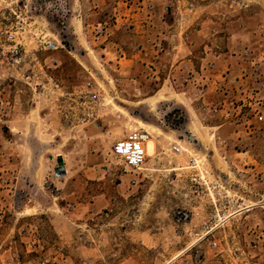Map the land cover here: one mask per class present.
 <instances>
[{
	"label": "rangeland",
	"instance_id": "rangeland-1",
	"mask_svg": "<svg viewBox=\"0 0 264 264\" xmlns=\"http://www.w3.org/2000/svg\"><path fill=\"white\" fill-rule=\"evenodd\" d=\"M117 1H56L73 14L69 41L66 49L38 55L47 75L36 84L27 81L40 71L30 51L40 34L60 40L57 21L46 15L27 21L29 52L20 63L0 50V144L13 145L0 159V264H264V110L258 106L264 105V0H169L170 14L189 15L188 37L180 41L192 53L176 50L169 76L166 56L155 76L141 55L129 62L128 54L101 51L109 39L96 37L95 29L115 23L126 6ZM30 2L0 0V46L6 26ZM207 47L233 51L239 65L245 63L242 75L250 81L240 90L247 92L238 100L233 88L227 109L204 103L205 97L216 101V93L200 99L194 88L183 87L187 74L204 78L199 63ZM184 59L191 62L178 68ZM121 67L132 69L128 77L137 84H120ZM91 82L102 102L88 108ZM190 121L200 143L190 140ZM134 132L150 136L149 160L144 182L131 187L112 147ZM176 146L188 152L175 154ZM60 159L65 177L57 175ZM192 159L200 183L192 181ZM224 197L229 219L214 229V207ZM214 241L222 254L212 249Z\"/></svg>",
	"mask_w": 264,
	"mask_h": 264
},
{
	"label": "crops",
	"instance_id": "crops-1",
	"mask_svg": "<svg viewBox=\"0 0 264 264\" xmlns=\"http://www.w3.org/2000/svg\"><path fill=\"white\" fill-rule=\"evenodd\" d=\"M120 3L126 6L119 12L115 23L109 29V40L103 43L104 47L101 48V51H115L116 53L120 49L123 54H128L131 57L128 60L129 62L139 58L141 55L140 58H145L148 62L143 67L152 71L155 76L164 70L162 64H159L163 55L168 60V63L165 64L167 76L175 73L176 70L173 71L175 65L172 63V61L175 62V57L178 55L175 51L182 52L187 57L192 54L190 47L186 46L185 48L180 41V39L185 41V37L186 39L188 37L190 26H187V22L189 15L188 17L184 15L180 18L170 14L169 6L171 3L169 0H118L117 5L120 6ZM70 22H72V19ZM216 31V29H213L212 32L216 33ZM232 52L225 53L224 51H217L214 48L207 47L202 58H200L201 62L199 65L203 67V76L209 82L206 93L207 95L210 92L216 93L217 97H219L216 101H214L216 96L213 98L207 97L209 100L205 97L204 103L209 104L212 102L214 106H223L224 109H227L230 105V100L234 99L232 95L233 88L238 92L240 91L235 97L238 100L242 92H247V89L240 90L245 88L250 81L246 75H242L241 68L245 67V63L242 62L239 65V56L236 57ZM152 54H155L153 58L150 57ZM142 55L146 57H142ZM122 62L123 58H121L119 63L122 64ZM189 62H191L189 59H184L178 68L187 67ZM150 64L154 67H151ZM112 67H117L116 63L112 64ZM131 70L129 67H121L119 70L123 76L119 79V82L124 87L131 88L133 84H137V79L130 80L128 77ZM223 88L230 89V92L225 93ZM139 89L142 90L141 88ZM130 92H132L131 89ZM121 95L124 99L128 98L126 94ZM221 96L224 98H221ZM146 105L150 106V103ZM215 109L217 108L215 107ZM236 110L238 111V108ZM218 112L225 113L226 110H219ZM189 124L190 122L188 127ZM12 146L8 141L3 140L1 142L0 159H5L10 154L9 151L13 148ZM243 211L245 209L237 213L239 217L242 216ZM253 211L251 210L249 213Z\"/></svg>",
	"mask_w": 264,
	"mask_h": 264
},
{
	"label": "built area",
	"instance_id": "built-area-1",
	"mask_svg": "<svg viewBox=\"0 0 264 264\" xmlns=\"http://www.w3.org/2000/svg\"><path fill=\"white\" fill-rule=\"evenodd\" d=\"M47 1L48 0H31L29 4H25L23 7H21L20 14H15V23H13L11 26H6V30L3 32L4 43L0 46L1 53L15 63H20L22 61L23 55H26V53L29 52L25 46L24 40L27 34V21L35 17L42 18L44 17L43 15H46L47 18L50 17L57 21L56 25L58 28V35L60 36L59 41H51L49 39L47 40V37H44L43 34H40L35 39V48L30 52L33 55L32 62H34L36 66L40 67V71H32L31 74L28 75L27 81L29 85L34 83L36 84L40 75L44 73L47 75L45 67H43V64H41L38 55L41 53L56 52L60 47L66 49L65 42L69 41V38L65 39V37L69 34L70 21L73 16V14H71V9L68 7V5H65L64 7L58 5L56 2L58 0H56L55 3H48ZM108 31L109 29L106 27V25L99 24L95 29V35L98 38H108ZM118 53L123 54L122 50L120 49H118ZM51 64L52 67H57L56 61H52ZM196 80L197 78H193V76L190 74L185 75L183 79V87L184 89L185 87L194 88L197 97L202 99L206 96L209 82L205 77L200 79V81ZM95 84L91 82L86 85L88 101L85 103V106L88 108L92 107V105H100L102 102L101 93L94 90ZM259 86L264 90V82H261ZM231 102L233 103V99ZM258 106L261 110H264V105L259 103ZM260 114L259 120L263 121L264 116L262 111H260ZM87 116L91 118L93 114L88 113ZM147 140L148 136L146 133L134 132L131 135L118 140L112 147V155L121 162L119 171L122 172L123 175L130 177L131 187H136L145 180L144 177L141 178V175L147 171L146 165L149 160L147 154ZM173 152L175 154H181L183 151L181 147L176 146L173 148ZM198 168L197 161L192 159L188 169L194 172L192 181L195 183H200L202 181V178L196 173L200 172ZM112 171L113 169L111 167L107 168L108 174H111ZM225 199L227 200L228 197H224L222 202H219L218 205L215 204L211 220L213 222L210 223V225H213L214 229L223 228L229 219L227 213L230 209L228 207L230 201L224 202ZM205 227H208V223H206ZM210 233L211 232H206L204 237H207ZM211 247L214 251L219 252V254L224 252V250L219 247V243L216 241L211 243Z\"/></svg>",
	"mask_w": 264,
	"mask_h": 264
},
{
	"label": "bare ground",
	"instance_id": "bare-ground-1",
	"mask_svg": "<svg viewBox=\"0 0 264 264\" xmlns=\"http://www.w3.org/2000/svg\"><path fill=\"white\" fill-rule=\"evenodd\" d=\"M111 103V102H110ZM112 104H113V102H112ZM114 106V105H113ZM115 107V106H114ZM119 111L120 112H122V113H126L122 108H120L119 109ZM136 122V121H135ZM138 123V122H137ZM139 123H140V126L142 127V128H145L146 130H148V131H152V132H154L155 130H157V128H155L154 126H152V125H150V124H146V123H144V122H142V121H139ZM188 130L190 131L189 133L191 134V133H193V137H195L198 141H199V143H200V140H199V138L196 136V134H194V132L191 130V121H190V124H189V127H188ZM195 135V136H194ZM148 136V141H149V139H150V136L149 135H147ZM184 142V141H183ZM148 145V144H147ZM149 149L152 151V152H154L155 151V147H154V143H153V141H150L149 142ZM183 151L185 152V151H187L186 149H183ZM188 152V151H187ZM253 208V206H249L248 207V210H250V209H252ZM186 252V251H185ZM179 257V256H178ZM177 259V258H176ZM174 260V259H173Z\"/></svg>",
	"mask_w": 264,
	"mask_h": 264
},
{
	"label": "water",
	"instance_id": "water-1",
	"mask_svg": "<svg viewBox=\"0 0 264 264\" xmlns=\"http://www.w3.org/2000/svg\"><path fill=\"white\" fill-rule=\"evenodd\" d=\"M190 140L193 142V143H197L196 142V138L191 136L190 137ZM59 165L60 167L58 168L57 170V175L60 176V177H65L67 175V171L66 169L64 168V165H63V161L62 159L59 160Z\"/></svg>",
	"mask_w": 264,
	"mask_h": 264
}]
</instances>
